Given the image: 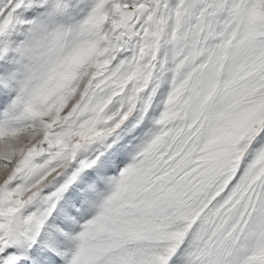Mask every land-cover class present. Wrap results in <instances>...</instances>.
<instances>
[{
  "label": "snow or ice",
  "instance_id": "snow-or-ice-1",
  "mask_svg": "<svg viewBox=\"0 0 264 264\" xmlns=\"http://www.w3.org/2000/svg\"><path fill=\"white\" fill-rule=\"evenodd\" d=\"M0 264H264V0H0Z\"/></svg>",
  "mask_w": 264,
  "mask_h": 264
}]
</instances>
